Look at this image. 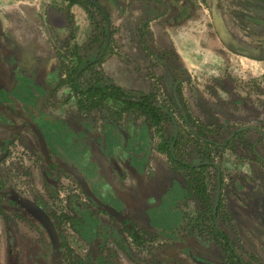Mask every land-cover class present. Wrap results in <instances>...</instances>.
<instances>
[{"label":"crops","instance_id":"obj_1","mask_svg":"<svg viewBox=\"0 0 264 264\" xmlns=\"http://www.w3.org/2000/svg\"><path fill=\"white\" fill-rule=\"evenodd\" d=\"M98 2L107 11L112 32L100 70L126 92L152 93L145 60L161 65L160 55H170L191 82L200 74L214 79V96L223 100L229 91L218 80L222 71L230 73L238 65L247 74L250 65L253 75H264V61L232 51L221 39L218 30H230L217 10L219 0L209 9L204 0ZM114 27L121 28L116 36ZM90 34L81 5L0 0V158L7 152L0 159L2 173L10 186L14 177L20 178L16 189L24 197L60 203L72 226L70 235L77 233L81 247H93L96 257L102 245L113 249L110 261L119 264L182 263L184 248L193 254L204 241L197 244L196 237L183 234L190 193L173 163H187L172 162V146L169 154L160 149L151 124L134 114L120 117L113 101L104 102L108 110L79 111L78 96L66 84L65 66ZM178 84L170 85L173 100ZM215 106L204 110L223 118L224 111ZM37 132L44 137L48 160L40 155ZM67 168L83 176L95 199L83 194ZM209 256L216 259L213 253Z\"/></svg>","mask_w":264,"mask_h":264},{"label":"rangeland","instance_id":"obj_2","mask_svg":"<svg viewBox=\"0 0 264 264\" xmlns=\"http://www.w3.org/2000/svg\"><path fill=\"white\" fill-rule=\"evenodd\" d=\"M204 1L207 2L205 4L207 8L217 5L214 3L215 0ZM219 1L217 10L231 33L228 30L225 32H228L229 36L233 34L236 38L234 42L241 43L243 47L260 48L264 53V0ZM120 30L121 28L114 27V36ZM143 36L147 41L148 35L144 33ZM160 58L163 60L161 65H154L145 60L149 63L145 73L153 83V91L149 96L163 106L175 122L173 127L170 124L164 126L166 133L173 137L169 143L172 146V155L179 162L187 163L186 167L173 163L181 170L185 186L190 193V198L184 204L186 223L183 234L186 237L201 236L210 240L215 246L216 252L213 254L218 264L223 260L229 261L230 253L225 250L223 241L218 237L217 230L215 231L210 221L209 208L214 205L213 198L217 190L216 172L211 166L192 169L191 164L193 161L201 162L203 165L213 163L220 168L221 175L216 224L233 243L240 260L246 264H264V75H253L255 69L250 70V65L247 74L238 65H234L230 73L222 71L218 80L224 82L229 91L227 96H223V100L214 96L212 89L214 79L200 74L191 82L183 70L175 69L176 61L170 55H160ZM165 64L171 69L166 70ZM70 65V62L66 63V70ZM168 80L171 86L172 83L173 85L179 83V95L175 97L176 100L171 99L172 87L169 85V88L165 84ZM189 84H192L193 88L188 86ZM193 100L199 101L203 109L213 107L215 104L214 108H220L221 113L224 111L220 114L223 117L219 119L220 123L210 124L204 113L199 110L201 108L198 102ZM183 108L187 116L191 114L190 127L183 122ZM227 126L230 131L239 129L229 140L225 134ZM202 129L205 130L206 142L197 136ZM155 134L156 140H160L156 131ZM19 180L18 176L11 180L13 187L17 188V185L21 184L17 183ZM48 205L55 215L53 217L56 218L60 232L68 240L70 255L74 258L80 256L85 260L90 248L87 246L84 250L81 247L83 240L79 239L77 233L74 232L76 236L70 235L72 226L67 216L64 218L61 212L62 205L47 203ZM197 212L202 213L204 218L198 217ZM2 217L0 216V262L4 263L5 260L3 226L9 224L14 227L21 264H27L25 257L27 247L35 246L37 235L26 221L12 219L10 216ZM42 250H38L40 255ZM188 250L190 249L184 248L181 252L184 260L182 263L176 261V264H195L191 257L194 259L198 257L194 253L189 254ZM107 252L108 248H104L100 254L106 255ZM65 254L69 258V255ZM68 258L62 264H79L74 258L69 261ZM229 263L237 264L234 259L227 264Z\"/></svg>","mask_w":264,"mask_h":264},{"label":"trees","instance_id":"obj_3","mask_svg":"<svg viewBox=\"0 0 264 264\" xmlns=\"http://www.w3.org/2000/svg\"><path fill=\"white\" fill-rule=\"evenodd\" d=\"M65 1H68L69 5H74V4L81 5L86 11L88 19L91 24V34L88 37L87 42L82 47H75L74 54H71L72 57V60L70 62L71 65L66 70V76L68 81L66 82V84L69 85V87L72 89V92L76 96H78L79 100L77 103H78L79 111L88 112L96 107L108 110L104 102L106 100L113 101L114 104L119 105L120 113H121L120 117L124 113L125 114L129 113V114H134L138 118H143L144 120L149 122L152 128H155V131L161 140L160 149L168 153L169 143H171L173 137L171 134L169 135L168 133H166L164 126L170 124L171 127H173L174 126L173 124L175 123L172 116L168 113V111H166V109H164L163 106L158 104L149 95H145L143 93H138V92L136 93L126 92L125 90L111 83V81L107 80L101 73L100 66L105 61V59L108 57L109 54L108 49H106V51L102 54L105 42L107 40V25H106L107 21L102 15L101 11L87 0H65ZM96 2L99 3L98 0H96ZM145 25L146 23L144 22L142 24L143 28H145ZM143 28L141 27L139 31H142ZM111 33L112 32L110 30L109 33L110 36ZM224 43L228 45L232 49V51L240 53L249 59H253L257 61L264 60V56L261 54L259 55L258 54L259 52L257 53L256 48H253L252 46L247 48L243 47L241 43L234 42L232 38H228L227 40H224ZM168 69H171L170 66ZM175 69L181 71L183 70L179 65H176ZM83 79L84 81H82ZM201 111L204 113L210 124L220 123L219 118L215 117L212 113L204 110L202 107H201ZM182 119L184 124L190 127V124L192 123L191 122L192 117L187 116V114L185 113V108H183ZM228 126L225 128L228 132L225 133L227 134V136H229V138H231L232 136L237 134L238 132L237 130L239 129H233L230 132L229 131L230 128H228ZM190 129L192 130V128ZM197 136L200 137L203 141L206 140L205 130L202 129L200 134H198ZM2 154L3 156H5L7 154L6 150H3ZM169 155L171 157L172 162L173 161L175 162L176 158L173 157V155L171 156V154ZM205 167L207 166L200 165L198 169ZM19 198H20L19 194L16 191H14V189L10 187V185L7 183L4 173H2V168H0V210H8V211L13 210L18 213ZM209 210L211 213L210 221L213 224L212 227L214 229L215 228L217 229V231L216 230L215 231L217 232L220 240L223 241L226 250H228L231 253L233 258L237 259L238 256L236 255L235 250L232 249V247L230 246L228 238L224 233V231L219 229L218 225L217 226L214 225V219H216L217 213L214 217L212 215V207H210ZM24 216L28 218V216L26 215ZM198 217L204 218V215L199 214ZM29 219L32 220L30 216ZM32 221L35 224H37L34 220ZM40 230L42 231L44 236H46L44 230L41 227ZM57 235L59 239V250L61 251L57 261H60L65 253L70 255L71 252L68 248L67 242H65L64 240L62 241V238L60 236L61 234L57 232ZM13 244H14L13 237L9 233L8 253L14 255V250H12ZM103 247L105 248V246L102 245L98 247V253ZM112 254H110V258ZM108 256L109 254L106 255L105 258L106 260L108 259ZM237 261L241 263L239 258L237 259ZM9 264H12V262L9 261Z\"/></svg>","mask_w":264,"mask_h":264},{"label":"flooded vegetation","instance_id":"obj_4","mask_svg":"<svg viewBox=\"0 0 264 264\" xmlns=\"http://www.w3.org/2000/svg\"><path fill=\"white\" fill-rule=\"evenodd\" d=\"M256 50H257V53L259 52L258 53L259 55L261 54V55L264 56V53L262 52L263 50H261L260 48H256ZM70 58H72L71 55H70ZM251 60H253V59H251ZM260 61H264V60H260ZM226 132H228V131L226 130ZM231 138H233V137H231ZM231 138H229V136H228L227 137V140H229ZM40 152H41V148H40ZM40 155L43 156L44 160H48V152H47V159L42 154V152H41ZM1 156L4 157L2 153H1ZM176 161L179 162V160H176ZM191 164H192V167L197 166V165H199V166L200 165H203V163H201V162L198 163L196 161H193ZM204 165L205 166H211L214 169V171L216 172V176H217V178H216L217 189L219 188V190H220V186H221L220 168H218V166L215 165V164H213V163H206ZM71 170H72V168H67L65 170V172L68 175H70L71 177L75 178V176L73 175V173L71 172ZM77 185H78V183H77ZM10 187H12L14 189V191H16L19 194V196H20V198L18 199V201H19V207H18L19 208V212L17 213V212H15L13 210H9V211L8 210H0V216L1 217L3 216L2 218H8V216H10V218H12V219L26 221L30 225L31 230L37 235V241H36L35 246L28 245V247H27V252L25 254L27 264H62L63 262H65V260L68 258V256L66 254H64V256L62 257V259L60 261H57L59 256L57 258L53 259V248H52V244H51V242L49 240L48 235L46 234L45 230L40 226V224L34 218H32L30 215H28V213L21 207V201L25 199V200H28V201L33 202L38 207H40L42 209V211L50 219L51 223L53 224V226L55 228L56 233L59 232L61 234L60 236L62 238V241L64 240L68 244L67 238L64 237V235L62 234V232H60V228H59L58 224H56L57 223L55 221L56 218L53 217V216H55L54 213L48 208L47 204H45L44 201L39 200V199H36L34 196H30L29 198H26V197H24V194L21 193L20 191H18L15 187H13V186H10ZM79 188L81 189L80 186H79ZM81 191L83 192L82 189H81ZM187 192H189L188 188H187ZM83 194L85 195L84 192H83ZM216 195H217V190H216V193L214 194L215 197L213 198L214 199L213 200V204H215ZM219 195H220V192H219ZM219 201L220 200L218 199V205H219ZM218 205H217V207H218ZM217 207H216L215 213H213L214 205L212 206V215L214 217H215V215L217 213ZM24 215L28 216V218L25 217ZM29 216L32 218V220H34L44 230V232H45V234H46L47 237L44 236V234L40 230V227L37 224H35L32 220L29 219ZM65 217H66V215L64 214V218ZM214 225L217 226V224L215 222V219H214ZM215 230H217V229L215 228ZM9 233L13 237V243L14 244L12 245V250H14V255L8 253V236H9ZM3 237H4V242H5V247H4V250H5V253H4L5 260L3 261L4 263H1L0 262V264H9V261L12 262V264H21V259H20L21 258V255H20V251L17 249L16 236H15V231H14L13 225L5 224L3 226ZM195 237L197 239H195L194 241L197 244L199 242V239H202L204 241H200L199 242V244H198V249L199 250L196 249V248L194 249V254L198 257V259H194L193 257H191L192 261L195 264H201V263L202 264H208V262L209 263L212 262V263H217L218 264V262H217L218 260L217 259H211L210 256H209V254L216 252L215 246H213V244L210 243V240L208 241L207 239H205V238H203L201 236H195ZM228 241H229V238H228ZM229 244L232 247V249L235 248L233 246V243H231L230 241H229ZM224 247H225V245H224ZM68 248H70V247L68 246ZM107 248L108 247H105V249H107ZM193 248H194V246H193ZM39 249H43L42 250L43 252L41 253V255H40V252L38 251ZM103 250H104V247L101 248L100 251H103ZM112 250H113L112 248L111 249L108 248V252L107 253L109 254V256H108V259L107 260L105 258H106V255H108V254L103 255V253H101L100 254L101 257H96L97 251L95 249H93V247H90L89 256H86L85 257L86 258L85 260L82 257H80V256H77L76 258H74L72 255H69L68 261L69 260H72L74 258L77 262H79V264H88V263L89 264H95V263L96 264H108V263L109 264H119L117 261L116 262H111L110 261V254L113 253ZM225 250H226V248H225ZM226 251L228 253H230L228 250H226ZM59 252L61 253L60 250H59ZM64 253H65V251H64ZM236 255L238 256L237 253H236ZM228 258H229V261H231L232 259H234L237 262V264H241V263L242 264H246L245 262H243L242 260H240V258L238 256L239 260L241 261V263H239L237 261L238 258L237 259L236 258H233V256L231 255V253H230V256H228ZM228 262H226V260H223L221 262V264H227ZM144 264H145V262H144ZM161 264H170V263H168V262L165 261V262H162ZM229 264H231V263H229Z\"/></svg>","mask_w":264,"mask_h":264},{"label":"water","instance_id":"obj_5","mask_svg":"<svg viewBox=\"0 0 264 264\" xmlns=\"http://www.w3.org/2000/svg\"><path fill=\"white\" fill-rule=\"evenodd\" d=\"M87 1L90 2L91 4H93L94 6H96L101 11L102 15L104 16V18L107 21V23H106V25H107V40H106L105 45H104V49L102 52V54H103L106 51L107 46L109 44L110 19L108 17V14H107V11L105 10V8L103 6H101L99 3H97L96 0H87ZM218 31H219V34H220L221 39L223 41L227 40L229 38V35L227 33H225L223 30L220 29ZM37 137H38V142H39V145L41 148V152L45 156V158L47 159V150H46V144L44 141V137L40 132H37ZM71 172L75 176V179H76L78 185L83 190V192L87 196H89L90 198L95 199L92 192L88 189L87 184L85 183V181L83 179V176L74 168H72ZM219 192H220V190L218 188L213 213H215L216 207L218 205ZM21 207L28 213V215H30L32 218H34L40 224V226L45 230V232L48 235L49 240L52 244L53 259L57 258L60 254L58 235L55 231L53 224L51 223L50 219L48 218V216L42 211V209L40 207H38L36 204H34L31 201H28L25 199L22 200L21 201Z\"/></svg>","mask_w":264,"mask_h":264}]
</instances>
